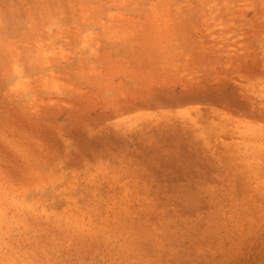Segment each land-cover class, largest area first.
<instances>
[{
	"label": "rangeland",
	"instance_id": "374dc122",
	"mask_svg": "<svg viewBox=\"0 0 264 264\" xmlns=\"http://www.w3.org/2000/svg\"><path fill=\"white\" fill-rule=\"evenodd\" d=\"M261 162L264 0H0V264H264Z\"/></svg>",
	"mask_w": 264,
	"mask_h": 264
},
{
	"label": "bare ground",
	"instance_id": "6f19581e",
	"mask_svg": "<svg viewBox=\"0 0 264 264\" xmlns=\"http://www.w3.org/2000/svg\"><path fill=\"white\" fill-rule=\"evenodd\" d=\"M5 12H6V11H5ZM9 18H10V17H9ZM135 102H137V101L134 99V102H133V104H132L134 107H137V106H139V107H143L144 104L147 105V103L140 104V102H137V103L135 104ZM122 108H124V109H131V104H130V106H129V104H127L126 106H122ZM121 111H124V110H121ZM260 167H261L262 169H264V163L261 162ZM50 197H51V196H50ZM16 206H17V207H21V206H19L18 204L15 205V208H16ZM13 208H14V207H13ZM13 210H15V209H13ZM127 212H128V210H127ZM129 212H130V211H129ZM129 212H128V213H129ZM4 215H5V214H4ZM4 215H3V216H4ZM33 217H34V216H33ZM261 217H262V216H261ZM0 220H1V219H0ZM26 220H27V219H26ZM29 222H31V221H29ZM30 225H31V224H30ZM48 225H49V224H48ZM24 226H25V228H27V227H26V224H24ZM28 226H29V225H28ZM48 237H49V236H48ZM31 244H32V243H31Z\"/></svg>",
	"mask_w": 264,
	"mask_h": 264
}]
</instances>
